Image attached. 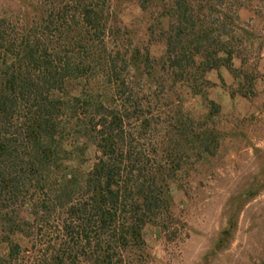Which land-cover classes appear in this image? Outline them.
<instances>
[{"label":"trees","instance_id":"1","mask_svg":"<svg viewBox=\"0 0 264 264\" xmlns=\"http://www.w3.org/2000/svg\"><path fill=\"white\" fill-rule=\"evenodd\" d=\"M67 2L0 16V264H144L145 228L177 220L185 155H212L219 135L182 100L159 105L154 83L206 99L207 74L232 69L234 52L205 0ZM126 3L159 48L134 43Z\"/></svg>","mask_w":264,"mask_h":264},{"label":"rangeland","instance_id":"2","mask_svg":"<svg viewBox=\"0 0 264 264\" xmlns=\"http://www.w3.org/2000/svg\"><path fill=\"white\" fill-rule=\"evenodd\" d=\"M38 1L0 0V16L17 21ZM205 1V24L223 28L222 42L234 52L232 69L207 74L206 99L191 97L178 86H154L159 105L174 107L182 100L181 114L202 118L198 124L219 135L208 136L212 155H185L187 171L173 191L177 220L168 229L145 228L144 264H264V0ZM121 10L135 44L144 49L159 45L138 11L128 3ZM209 100L220 110L208 117ZM91 151L88 170L95 162V149ZM28 211L29 206L23 215L29 217ZM7 252L8 246L1 244L0 258Z\"/></svg>","mask_w":264,"mask_h":264}]
</instances>
